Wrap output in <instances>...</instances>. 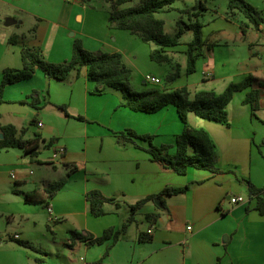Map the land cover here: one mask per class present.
Segmentation results:
<instances>
[{
	"label": "crops",
	"instance_id": "1",
	"mask_svg": "<svg viewBox=\"0 0 264 264\" xmlns=\"http://www.w3.org/2000/svg\"><path fill=\"white\" fill-rule=\"evenodd\" d=\"M248 1L264 18V0ZM227 12L213 10L212 19L203 24L202 37L210 47H204L198 58L200 76L184 85L167 84L162 91L185 87L192 100L200 91L221 94L230 83L250 74L264 82V22L258 29L249 24L244 35L240 27L247 19ZM109 13L107 0H0V25L4 21L7 28L0 31V82L4 69L22 67L24 47L61 64L71 58L73 41L80 39L92 53H119L124 66L125 57L135 60L134 47L150 43L128 30L110 28ZM248 90L236 92L226 106L229 127L187 115L189 126L211 138L220 172L188 168L185 175H178L153 162L144 141L126 145L116 141V135L126 130L150 134L154 145H170L174 154L176 136L183 129L174 106L155 113L132 111L124 106L120 91L90 81L86 66L63 81L36 70L30 79L5 86L0 135L3 126L11 125L23 139L36 138V154L0 149V203L8 209L11 223L16 215L23 220L10 241H0V264H48L46 258H52V264H83L80 258L89 264H264V215L255 210L247 186L235 184L239 171L264 188L262 174L260 183L252 177L255 157L260 158L256 144L264 141V89L256 117L242 103ZM33 91L38 92L36 107L29 104ZM29 126L34 129L29 131ZM59 147L64 154L51 159ZM65 164L73 165L74 171L68 173ZM59 180L64 184L46 205L25 201L27 193H43ZM185 185L186 192L163 197L165 208L157 198L145 202L115 241L109 238L93 245L82 239L69 241L70 231L93 239L106 229L117 230L129 218L131 205L165 187ZM92 190L112 200L99 217L91 215L86 200ZM229 196H240L243 202L231 204ZM38 206L46 208L59 241L33 240L29 232L39 224L34 218ZM147 214L159 216L147 220ZM148 236L150 240H141ZM23 241L36 248L33 255L19 244Z\"/></svg>",
	"mask_w": 264,
	"mask_h": 264
},
{
	"label": "trees",
	"instance_id": "2",
	"mask_svg": "<svg viewBox=\"0 0 264 264\" xmlns=\"http://www.w3.org/2000/svg\"><path fill=\"white\" fill-rule=\"evenodd\" d=\"M131 0H107L110 6L108 17L109 27L113 29L128 30L131 34L137 36L142 42L150 43L155 46L150 52V59L158 64L170 62L167 54L169 49L181 45V39L187 32L192 33L191 39L186 43V73L191 74L195 70V63L202 55L204 47L209 48L202 37L203 24L198 17L200 12L207 9L206 0H196L192 7L193 12L182 10V13L188 14V21L178 19L175 22V31L167 34L164 31V21L157 18V14L165 13L173 9L172 5L177 0H140L139 4L133 7L122 8V5ZM227 13L242 14L248 23L241 24V32L245 35L246 29L251 24L258 29L264 22L263 15L248 0H227ZM10 41H12L10 39ZM22 67L20 69H4L2 71V81L0 82V103L3 101V91L5 86L14 84L23 80L30 79L36 70L41 71L46 77L63 81L70 72L75 71L79 74L80 69L87 67V77L97 87L113 88L121 92L124 99V106L135 112L155 113L168 105L176 108L178 116L183 123V129L176 136L174 154H169L170 145L156 146L153 144V136L150 134H137L132 130H126L116 135V141L126 145L135 143V140L144 141L147 144L145 151L149 154L151 160L162 165L164 168L171 169L178 175H185L188 168L207 170L218 173L220 170L215 165L214 144L209 135L202 129H196L188 125L187 115L193 113L195 116L220 123L229 127L226 106L230 103L236 92L249 88L242 101L248 104L251 112L255 115L260 106L261 89H264V82L253 75L246 76L237 83H230L225 90L216 95L212 91L197 92L192 100L188 99V91L185 87L174 91H162L158 89H148L144 91H133L128 85L130 70L125 67L119 53H92L84 48L80 39H75L72 45L71 58L64 63L54 64L42 58L41 54L34 49L22 48L21 52ZM175 72L171 73L168 81H173L179 76V65H175ZM28 98L29 104L36 107L38 103V92L33 91ZM65 110L64 107H61ZM81 119V117H78ZM35 120L30 124L34 125ZM2 138L0 139V149L3 148H21L26 153L35 155L33 151L34 140L23 139L15 127L8 125L1 128ZM69 172L74 171L73 165L65 164ZM64 184L63 180L54 182L48 186L43 193L33 191L25 195V201L28 204H47V199L52 198ZM248 196L255 199V210L264 215V188H258L249 180L246 181ZM188 185L182 187H165L158 194L146 197L134 205L130 206V216L122 226L114 230L106 229L100 237L86 238L80 234L70 231L69 241L77 239L86 240L88 245L99 244L109 238L114 241L122 235L128 225L133 222L135 212L147 201L157 198L163 204V197L177 195L186 192ZM45 194V196H44ZM86 200L89 203V211L94 217L102 216L105 212L103 206L105 203L112 202L111 199L104 197L98 190L89 191L86 194ZM159 214H147V220L157 219ZM141 240H150V237L141 238ZM23 247L35 248L28 242H19Z\"/></svg>",
	"mask_w": 264,
	"mask_h": 264
},
{
	"label": "rangeland",
	"instance_id": "3",
	"mask_svg": "<svg viewBox=\"0 0 264 264\" xmlns=\"http://www.w3.org/2000/svg\"><path fill=\"white\" fill-rule=\"evenodd\" d=\"M59 1V0H54ZM92 2H97V0H90ZM140 0H131L130 2L122 5V8L127 7H133L138 5ZM196 0H177L173 3L172 7L173 9L165 12L157 14V18L162 19L164 21V31L167 34H172L175 31V22L178 19H182L185 22L188 21V14L182 13V10L188 9V11L193 12L192 7L194 6ZM207 9L205 11L200 12V15L198 17L199 21L202 24H206L210 19H212L213 10L219 11L221 14H224L227 12V0H206L205 1ZM209 9V10H208ZM241 18L244 19V16L242 14ZM0 25V31L7 29L5 26H3L4 21H1ZM27 19L25 18L24 26H27ZM14 29V28H13ZM192 33L187 32L183 35L181 39V45L177 46L174 51H169L167 54L170 57V62L158 64L149 58V52H148V45L153 49L155 46L153 44H140L141 46L139 48H135L133 50H136L137 57L135 60H130L125 57V66L130 70V75L128 78V85L133 91H144L148 89H158L162 90L164 86L167 84L178 86V85H184L190 79L197 78L200 76L201 71L198 68V61L195 63V70L191 74L186 73V43L191 39ZM179 65V76L175 78L173 81H168L167 77L175 72V65ZM146 75L149 76H155L160 83L154 84L149 81L145 82ZM256 114V113H255ZM255 116V115H253ZM257 116V115H256ZM255 116V117H256ZM31 129H34L32 126H29V131ZM258 150L257 153L260 156L255 157L256 161L253 163V173L252 177L257 178V182H261V174L264 178V141L262 143L256 144ZM171 148L168 150V153L170 154ZM172 154V153H171ZM170 154V155H171ZM237 180H236V186L237 187H245L246 181L250 179L245 177H241L239 174V171H237ZM251 182V181H250ZM259 188V187H258ZM36 209H38V212L36 216L34 217L35 220L39 222L38 225H35L31 228L33 230L31 233V236L33 237V240L38 241H52V239H55V241H59V237H57L52 231H53V222L50 221L48 212L46 208L38 206ZM9 212L6 206L3 203H0V241H10L8 238L13 235V232L16 231L18 224L23 223V220L20 216L16 215L14 217L13 222L11 223L9 219V214L6 213ZM31 223V222H30ZM31 225H33L31 223ZM35 248V247H34ZM3 250H6V248H2ZM31 255V251H36L34 249L29 248L28 249ZM39 255L38 257H40ZM52 258H46V261H48V264H52Z\"/></svg>",
	"mask_w": 264,
	"mask_h": 264
},
{
	"label": "built area",
	"instance_id": "4",
	"mask_svg": "<svg viewBox=\"0 0 264 264\" xmlns=\"http://www.w3.org/2000/svg\"><path fill=\"white\" fill-rule=\"evenodd\" d=\"M65 1L68 2V1H70V0H65ZM147 81H149V82H151V83H158V82H159V80H158L157 78H155V77H153V76H149V75H147V76L145 77V82H147ZM38 125L40 126L41 124H38ZM63 154H64V149L61 148V147H59V148H57V149H55V150L53 151L52 156H51V159H56L58 156H61V155H63ZM12 177H13V176H12ZM228 201H229L231 204H238V203H242V202H243V198L240 197V196H236V197H230V196H229ZM48 211H50V209H48ZM147 233H148V234H151V230H148ZM14 238L17 239L18 236H14ZM80 261H81L83 264H89V263H86V262L84 261L83 258H80Z\"/></svg>",
	"mask_w": 264,
	"mask_h": 264
},
{
	"label": "water",
	"instance_id": "5",
	"mask_svg": "<svg viewBox=\"0 0 264 264\" xmlns=\"http://www.w3.org/2000/svg\"><path fill=\"white\" fill-rule=\"evenodd\" d=\"M0 138H2V135H0Z\"/></svg>",
	"mask_w": 264,
	"mask_h": 264
}]
</instances>
